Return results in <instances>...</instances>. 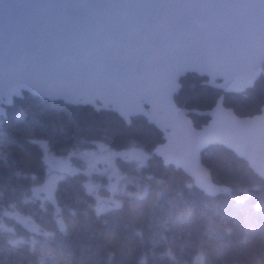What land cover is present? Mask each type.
<instances>
[{
  "label": "trees",
  "instance_id": "obj_1",
  "mask_svg": "<svg viewBox=\"0 0 264 264\" xmlns=\"http://www.w3.org/2000/svg\"><path fill=\"white\" fill-rule=\"evenodd\" d=\"M206 82L187 74L175 102L211 109L223 93ZM223 97L239 116L260 113L264 71L253 88ZM190 117L198 128L209 120ZM164 141L144 116L127 124L109 108L16 98L0 116V264H39L41 256L44 264H264V180L232 151L210 146L202 162L224 190L209 197L153 153ZM99 144L115 151L130 178L123 191L113 193L104 174L82 171L79 154ZM46 149L80 168L65 174L55 199L44 193L52 171ZM136 150L143 163L127 157ZM99 197L116 204L99 214Z\"/></svg>",
  "mask_w": 264,
  "mask_h": 264
},
{
  "label": "water",
  "instance_id": "obj_2",
  "mask_svg": "<svg viewBox=\"0 0 264 264\" xmlns=\"http://www.w3.org/2000/svg\"><path fill=\"white\" fill-rule=\"evenodd\" d=\"M263 71L264 0H0V116L24 93L109 108L127 124L144 116L165 134L153 153L209 197L224 190L202 162L210 146L264 180V106L239 116L223 97L253 88ZM189 73L222 90L211 109L175 102ZM191 113L209 120L198 128ZM70 172L61 159L48 174L52 199Z\"/></svg>",
  "mask_w": 264,
  "mask_h": 264
},
{
  "label": "rangeland",
  "instance_id": "obj_3",
  "mask_svg": "<svg viewBox=\"0 0 264 264\" xmlns=\"http://www.w3.org/2000/svg\"><path fill=\"white\" fill-rule=\"evenodd\" d=\"M127 157L130 159L136 160L138 163H143L145 159V155L139 151H132L126 154ZM115 151L109 149L107 146L99 144V146L95 149L86 150L79 154L78 158L82 159V163L84 164V168H82V171H85L88 176L91 175H105L110 183V189L113 193L123 191L126 187V183L130 182V178L126 177L124 173L120 171V169L117 167V164L115 162ZM121 158H124L121 156ZM61 159H66L70 166L72 167V172H77L78 169L74 164L72 163L71 156L62 157L57 156L52 153H50L46 149V161L48 163V166L52 170L56 167L57 162ZM53 171V170H52ZM44 193L47 198H49L50 193L48 189H44ZM102 204L105 205V208L112 207L115 202V197L113 198H98V206H101ZM155 242H158L157 240ZM44 257H40V263L44 264Z\"/></svg>",
  "mask_w": 264,
  "mask_h": 264
},
{
  "label": "flooded vegetation",
  "instance_id": "obj_4",
  "mask_svg": "<svg viewBox=\"0 0 264 264\" xmlns=\"http://www.w3.org/2000/svg\"><path fill=\"white\" fill-rule=\"evenodd\" d=\"M55 168H53L52 170H54Z\"/></svg>",
  "mask_w": 264,
  "mask_h": 264
}]
</instances>
